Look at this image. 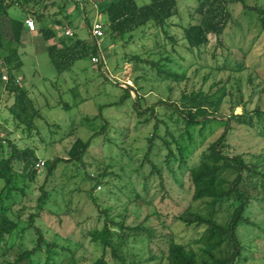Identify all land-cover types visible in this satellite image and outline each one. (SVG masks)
<instances>
[{
	"label": "rangeland",
	"instance_id": "rangeland-1",
	"mask_svg": "<svg viewBox=\"0 0 264 264\" xmlns=\"http://www.w3.org/2000/svg\"><path fill=\"white\" fill-rule=\"evenodd\" d=\"M109 1L96 0L94 3L99 4L101 10ZM148 1L135 0V3L140 6ZM196 2L177 0L178 14L172 21L179 23V26L174 24L170 29L166 26L167 33L147 28L145 33L140 34L137 30L122 40L112 41L106 36L98 40L89 38L81 7L86 10L88 20L95 14V8L91 7L92 2L86 3L84 0L79 10L82 18L73 20L75 31L73 39H86L91 41V44L96 43L103 57L101 66L91 62L89 58H83L76 61L68 70L59 73L50 63L40 35L37 34L32 42L23 39L22 43H5L8 48L15 49L20 54L22 66L13 73L20 78L21 87L28 91L35 107L39 109L40 118L35 121L34 130L28 131L22 126H16L8 112L13 97L2 87L1 74L6 72L0 64V135L7 136L20 149L32 147L38 157L46 161L54 157L67 158V151L76 138L86 140L101 130L104 120L108 123L106 129L91 138L89 148L83 157V166L75 161H62L56 165L53 174L46 180L45 188L48 189L49 200L45 204L42 216L36 218L35 224L41 228L46 239L55 238L63 247L57 249L59 254L56 259L72 251L79 264H92L100 256L101 247L88 237L87 231L103 224L104 218L101 216L98 219L99 209L102 208H111V215H115L125 206L128 208L127 225L153 228L149 235L138 230L139 235L130 237L124 248L126 262L129 264L133 260H141L138 261L139 264H167L165 260L160 263L158 258L150 256L164 254L171 235L176 240L187 242L200 232L192 228L186 229L179 222L170 223L169 218L166 219L169 225L165 227L160 225L150 227L154 225V219L151 225L144 222V219L147 213L154 210V206L163 214L176 213L186 207L200 212L206 211L203 202L191 200L186 168L221 134L222 123L213 119L203 128L200 125L190 128L188 132L191 139L187 137L184 129H181L184 132L182 145L186 163L178 160L179 154L176 149H174L176 158L165 162L167 149L163 145V140L170 138L165 134L166 127L159 123V133L150 159L162 169L161 185L160 178L150 174L151 166L144 159L146 139L150 136L156 119L149 117L148 111L139 115L133 99H137L135 95L140 97L143 109L154 104L158 117L167 121L166 116H163L164 106L158 102L168 99L170 85L174 87L171 99L176 101L183 88L188 90L201 88L207 91L215 81L227 79V91L232 97L240 91L247 110H253L257 105L264 108V92H260L264 80V32L260 31L257 15L253 11L244 10L240 2L232 3L230 9L233 19L222 36V40L226 45H230V49L215 48L216 40L211 36L209 44L203 48L201 54L190 52L184 41L179 38L181 27L189 21L195 22L189 19V14ZM244 2L264 7V0ZM71 7L72 3L67 2L66 9ZM8 15L21 19L24 13L18 6H11L8 8ZM168 33L177 37L176 42L172 43L165 37ZM162 44L165 45V51L160 47ZM124 53H137L143 58L160 60L162 65L167 64L180 73L185 72L191 80H158L154 67L138 63L135 68L123 60ZM213 53L215 57L212 56ZM223 63L226 70L219 71L217 67ZM141 66H144L146 72L139 68ZM238 66H241V70L237 69ZM197 68H201L199 74L192 76ZM206 73H209V76L206 82H203L202 76ZM126 85L132 87L131 97L121 100L122 89L126 88ZM229 98L230 95L222 105L224 115L231 113L230 103L227 102ZM241 112V107H236L232 111ZM176 116L174 115L173 119ZM221 116L225 117L223 115L217 117L222 118ZM167 123L176 136L179 133L175 132L177 126L171 120ZM178 124L180 128L183 127L181 122ZM257 131L258 128L235 124L228 136L229 153L231 155L242 153L248 157L263 154L264 139L258 136ZM172 146L174 147V144ZM1 152L5 156L10 154L7 142L3 143ZM19 166L20 164H15L17 171L22 175ZM98 173H105L104 181L108 184H101L94 189L93 193L99 204L97 207L89 197L88 190L92 186L89 175L95 176ZM45 175L44 165L35 178L17 179L16 186L23 188V192L14 191L11 201L14 215H20L19 229L27 225L28 215L35 211L36 198L41 194L40 186L46 179ZM2 183L0 181V187ZM130 189H136L140 193L144 199L143 205L139 207L133 204L126 205ZM225 205L223 204V207ZM248 216L255 225L239 227L240 238L247 246L245 250L249 249L248 260L244 264H264V203L254 201L248 210ZM36 238L32 228L14 234L11 238L13 246L5 256L0 257V262L5 259L13 260L21 249L32 248L36 244ZM44 258L45 254H40L41 261ZM106 258L108 264H113L109 252ZM146 258L150 260L146 261Z\"/></svg>",
	"mask_w": 264,
	"mask_h": 264
},
{
	"label": "trees",
	"instance_id": "trees-1",
	"mask_svg": "<svg viewBox=\"0 0 264 264\" xmlns=\"http://www.w3.org/2000/svg\"><path fill=\"white\" fill-rule=\"evenodd\" d=\"M71 1L76 3V7L78 6L77 0H0V64L8 75L1 74V78L3 75L7 77V80H3L2 87L13 97L12 103L8 106V112L16 126H22L28 131L36 129L35 121L40 118V111L35 107L28 91L21 87L20 78L13 73L14 70L22 66L20 54L15 49L8 48L5 43H22L24 31L28 30L24 24L26 16L32 17L33 20L35 18L36 21H34L38 26L37 34L44 41L52 39L55 36L50 28L52 22L63 26L64 20H66V24H71L65 13L67 2ZM196 1L189 14V19H193L195 22L189 21L182 26L179 38L184 41L190 52L195 51L197 55L201 54L203 48L209 44L211 36L216 40L215 48L230 49V45H226L222 36L233 19L230 9L232 3L240 2L244 10L253 11L257 15L260 31L264 32V7L262 6L246 4L244 0ZM11 6H18L24 16L21 19L9 17L8 8ZM177 6V0H149L140 6L135 3V0H110L100 11L104 15L103 37L118 41L137 30L140 31V34L145 33L147 28L167 33L166 26L169 29L174 24L179 26V23L172 21L178 14ZM165 37H168L172 43L177 40V37L170 33ZM73 38L74 35L72 37L64 36L59 42L45 46L50 63L59 73L68 70L80 59H91L94 55L102 56L96 43L91 44V41L86 39ZM160 47L165 51V45L162 44ZM212 56L215 57V53ZM122 58L134 65L135 68L138 63L154 67L157 70L158 80H191L185 72L180 73L167 64L162 65L160 60L143 58L137 53H124ZM96 64L101 66L102 62ZM139 68L146 72L144 66ZM200 69H195L192 76H197ZM217 69L225 71L226 66L223 63ZM237 69L241 70V66H238ZM208 76L209 73L202 76L203 82H206ZM227 82V79H219L207 91H203L201 88L196 90L183 88L176 101L171 99L174 87L172 85L168 87V99L161 100L158 104L161 103L164 106L163 116H166L167 121L171 120L177 126L178 129L175 132L179 133L176 136L168 127L167 121L158 117V112L154 110V104L143 109L140 105V97L135 95L137 99H133V104L139 115L148 111L149 117L156 119L152 132L146 139L144 159L151 166L150 174L158 176L161 185L163 184L162 169L160 165L153 163L150 159V154L155 147V140L158 137L159 123L166 127L165 134L170 138L163 140V145L167 149L164 160L167 163L176 158L174 149L179 154L178 160L187 162L183 155L184 132L191 139L188 132L190 128L199 125L203 128L207 122L213 119L222 123L221 134L201 151L194 163L187 165L186 168L191 200L203 202L206 211L200 212L186 207L176 213L163 214L159 208L154 206V210L145 215L144 222L150 225L154 219V225H149L150 227L168 226L166 219L169 218L171 219L170 223L179 222L186 229L192 228L200 231L197 236L190 238L187 242L176 240L171 235L165 253L160 256H150V258H158L160 263L165 260L167 264H244L248 260L249 249L245 250L247 246L240 238L239 227L255 225L248 216V210L254 201L264 203V153L253 154L250 157L242 153L231 155L228 136L236 124L247 128H258V136L264 139V108L257 105L253 110H247L242 93L239 91L236 96L232 97L231 93L227 91ZM131 90L132 87L126 85V88L122 89L123 93L120 99L131 97ZM260 92H264V80ZM228 95L230 98L227 102L230 103L231 113L224 115L222 105L226 102ZM236 107H241L242 112L232 113ZM174 115H177L175 119H173ZM218 115L225 117L219 118ZM179 122L183 124V127H179ZM107 127L108 123L104 120L101 130L96 133H101ZM181 129H184V132ZM96 133L86 140L76 138L67 151V158L54 157L46 159V161L39 158L36 150L32 147L27 146L20 149L7 136L0 135V181L3 182L0 187V257L5 256L12 248L11 238L14 234L32 228L37 236L36 244L32 248L21 249L13 260L5 259L0 264H79L72 251H69L68 254H60L61 258L56 259L55 257L59 254L57 249H63V247L56 242L55 238L46 239L41 228L35 224V220L42 216L45 204L49 200V192L45 188L46 180L53 174L56 165L62 161H75L83 166V157L89 148L91 138ZM4 142H7V146L10 148L8 156L1 152ZM39 160L44 161L46 179L40 186L41 194L36 198L35 211L28 215L27 225L19 229L20 215H14L11 199L14 197V191L23 192V188L16 186L17 179H24V177L33 179L40 172L42 167L36 166ZM16 163L20 164L19 170L22 171V175L17 171ZM104 175L105 173L89 175L92 182V186L88 190L89 197L97 207L99 204L93 192L101 184H108L107 181H104ZM128 194L126 205L133 204L136 207L143 205L144 199L136 189L128 190ZM223 204H226L225 207ZM110 211L111 208L99 209L98 219L102 216L103 224L101 227L94 226L87 231L88 237L101 247L100 256L92 264H108L106 258L108 252L113 264H129L126 262L124 248L130 237L139 235L138 230L145 231L149 235L151 234L149 231L153 228L127 225L128 208L125 206L115 215H111ZM40 254H45L43 261L40 259ZM148 260L150 259L146 258V261ZM138 261L133 260L131 264H139Z\"/></svg>",
	"mask_w": 264,
	"mask_h": 264
},
{
	"label": "crops",
	"instance_id": "crops-1",
	"mask_svg": "<svg viewBox=\"0 0 264 264\" xmlns=\"http://www.w3.org/2000/svg\"><path fill=\"white\" fill-rule=\"evenodd\" d=\"M84 1V0H77V3H78V6L77 7H79V9L76 7V3L74 2V1H71V3H72V7L71 8H67L66 9V14L68 15V19L71 21V24L70 25H68V24H66L67 23V21L66 22H64L63 23V26H60V25H57V24H54L53 22H52V24H51V26H50V28H51V30H53V32H54V37L52 38V39H50V40H48V41H44L43 40V38H42V40H43V47L45 48V46L47 45V44H51V43H53V42H55V43H57V42H59L60 40H62L63 39V37H64V34H63V29H64V27H70L71 28V30H72V32H73V35L75 36V31H74V27H73V22L75 21V18L77 19V18H82V14H81V12L79 11V10H81V8H82V10H83V17H84V26L87 28V30H88V33H89V38H91V35H90V26H91V23L94 21V20H100V21H104V15H102L101 14V18H99L100 17V11L101 10H99V4L98 5H96V3H94V1H96V0H86V3L87 2H92L93 4H92V6L91 7H93V8H95V14L93 15V17L91 18V20H88V19H86V17H87V14H86V10L84 9V7H81V4H82V2ZM99 1H102V0H99ZM104 1V0H103ZM80 2H81V4H80ZM90 3H88V5H90ZM81 7V8H80ZM90 7V8H91ZM97 10V11H96ZM90 11V10H89ZM90 13H92V11H90ZM70 15H71V17H70ZM70 17V18H69ZM13 18V17H12ZM34 20H35V18H34ZM74 20V21H73ZM36 21V20H35ZM174 22V21H173ZM35 25H36V32L35 31H33V32H30V31H24V34H23V37H24V39H26V41H28V42H32V39L33 38H35L36 39V37L35 36H37V29H38V26H37V22H35ZM92 39V38H91Z\"/></svg>",
	"mask_w": 264,
	"mask_h": 264
},
{
	"label": "built area",
	"instance_id": "built-area-1",
	"mask_svg": "<svg viewBox=\"0 0 264 264\" xmlns=\"http://www.w3.org/2000/svg\"><path fill=\"white\" fill-rule=\"evenodd\" d=\"M24 24L27 27L28 31H30V32H32V31H34L36 29L35 21L30 16H26L24 18ZM63 34L66 37H72L73 36V32H72L70 27H64ZM90 35L95 40H98L99 38L104 36V26H103V22L102 21L94 20L91 23ZM102 59H103L102 56L99 57V56H95L94 55V56L91 57L90 60L93 63H100V62H103ZM2 80H4V81L7 80L6 75L2 76ZM17 81H18V79H17ZM43 165H44V161L43 160H39L36 163V166H38V167H43Z\"/></svg>",
	"mask_w": 264,
	"mask_h": 264
}]
</instances>
